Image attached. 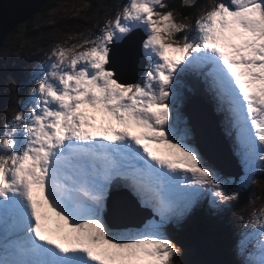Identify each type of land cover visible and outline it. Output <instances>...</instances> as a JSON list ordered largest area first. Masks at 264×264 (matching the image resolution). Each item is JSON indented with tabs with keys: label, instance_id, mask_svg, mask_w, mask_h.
I'll list each match as a JSON object with an SVG mask.
<instances>
[{
	"label": "snow or ice",
	"instance_id": "obj_1",
	"mask_svg": "<svg viewBox=\"0 0 264 264\" xmlns=\"http://www.w3.org/2000/svg\"><path fill=\"white\" fill-rule=\"evenodd\" d=\"M34 71L27 111L0 128V264H173L166 227L202 203L219 211L264 171V0H217L188 24L166 0H124ZM188 79L235 129L238 177L197 147ZM245 232L238 264H264V211Z\"/></svg>",
	"mask_w": 264,
	"mask_h": 264
},
{
	"label": "rangeland",
	"instance_id": "obj_2",
	"mask_svg": "<svg viewBox=\"0 0 264 264\" xmlns=\"http://www.w3.org/2000/svg\"><path fill=\"white\" fill-rule=\"evenodd\" d=\"M170 1L172 0H166V3L169 4ZM57 2L58 4L53 10L49 12L41 11L34 16L33 20H29V23L26 22L18 26L16 32H13L9 37L7 36V43L0 47V76L2 77L0 80V107L3 110V115L0 116V128H3L4 124L17 112L27 111L24 106L25 101L28 100L39 78V74L34 70L41 67L42 62L46 60L53 46L59 43L68 47L74 43L82 42L85 35H94L104 26L107 19L114 18L116 12L121 9L124 0H69ZM216 2L217 0H205L204 5L195 16L188 20L183 19V15L181 16L179 12H173L178 22L193 23L196 16ZM205 106L208 109L209 105ZM219 108L226 114L220 106ZM184 117L193 128L185 114ZM226 118L231 127L227 114ZM205 120L207 124L212 125L207 119ZM234 131L235 129L231 127L230 132L224 131V133L226 138L228 137V145L232 150V154L242 170L236 146V132L233 133ZM193 136L197 147L200 149L195 131H193ZM200 151L202 152L201 149ZM202 154L206 161L224 177H236L235 174L238 170L234 165L230 168L232 172L229 169L221 170L209 160L207 155L203 152ZM209 209L207 203H202L200 209L183 226L169 225L166 227V234L180 248L173 264H194L196 262L193 255L195 253L194 244L192 247L190 245L184 246L183 241L194 232L196 224L203 219ZM214 211L218 215L220 227L226 229L228 228L227 225L233 226L229 236L235 231L236 236L235 234L233 236L238 237L239 240L233 242L234 249H236L244 240L245 229L251 230L254 227L255 215L264 211V171H258L255 181L241 190L239 198L223 206L219 211ZM138 213L140 218L135 219L137 222L145 215L143 212ZM253 243L254 241L249 242L250 249ZM229 252L233 264H238L239 257L233 255L232 249Z\"/></svg>",
	"mask_w": 264,
	"mask_h": 264
},
{
	"label": "water",
	"instance_id": "obj_3",
	"mask_svg": "<svg viewBox=\"0 0 264 264\" xmlns=\"http://www.w3.org/2000/svg\"><path fill=\"white\" fill-rule=\"evenodd\" d=\"M49 1L69 0H0V47L3 46L7 36L9 37L18 26L40 13ZM141 36L142 34H137L132 38L134 50H138ZM185 112L197 135V143L202 152L221 170L229 169L232 172L229 163L233 164V160L216 113L207 109L197 97L190 100ZM205 119L212 125L207 124ZM241 173L242 170L238 167L235 176L238 177ZM138 218H140L139 213L135 216V219ZM194 251L207 264H222L214 253L212 245L206 240L194 247Z\"/></svg>",
	"mask_w": 264,
	"mask_h": 264
},
{
	"label": "trees",
	"instance_id": "obj_4",
	"mask_svg": "<svg viewBox=\"0 0 264 264\" xmlns=\"http://www.w3.org/2000/svg\"><path fill=\"white\" fill-rule=\"evenodd\" d=\"M205 0H197V7L194 9L192 8H186V7H181L182 0H172L169 2L168 6L169 9L173 10L174 12H179L181 16L183 15H188L191 18L195 16V14L198 12V10L204 5ZM58 4L57 1H49L47 5L43 8L42 11L49 12L53 10L56 5ZM36 16V15H35ZM34 18V17H33ZM33 18L31 20H33ZM30 21H28L29 23ZM18 30V27L13 31L16 32ZM12 32V33H13ZM11 33V34H12ZM10 34V35H11ZM9 35V36H10ZM6 40V39H5ZM5 44L7 41L4 42ZM2 77L0 76V80ZM186 83V95H185V101L189 102L192 96H197L201 95L203 96L204 92L203 89L199 84L194 83L190 79L185 81ZM197 91V92H196ZM187 96V97H186ZM185 111V109H184ZM186 114V113H185ZM3 115V110L0 107V116ZM187 117V115H186ZM219 214V213H218ZM228 228H222L218 224V215L217 213L209 209L207 210V214L203 216V219L200 220L196 224V228L194 229V232H192L187 239L183 241L184 246L185 245H193L196 246L197 243L204 238H210L211 241H213L215 251L220 254L221 258L225 262V264H231L229 258H227L226 254L227 253V245L229 244V234L233 230V227L230 225H227ZM218 227V232L212 230ZM220 228H222L220 230ZM209 230V232H208ZM196 262L194 264H205L203 261H201L196 254H194Z\"/></svg>",
	"mask_w": 264,
	"mask_h": 264
},
{
	"label": "bare ground",
	"instance_id": "obj_5",
	"mask_svg": "<svg viewBox=\"0 0 264 264\" xmlns=\"http://www.w3.org/2000/svg\"><path fill=\"white\" fill-rule=\"evenodd\" d=\"M7 38V37H6ZM187 97V96H186ZM228 138V137H227ZM233 255H234V253H233Z\"/></svg>",
	"mask_w": 264,
	"mask_h": 264
}]
</instances>
